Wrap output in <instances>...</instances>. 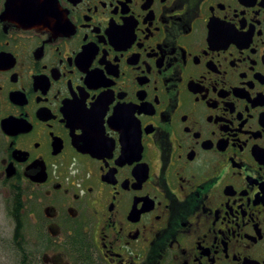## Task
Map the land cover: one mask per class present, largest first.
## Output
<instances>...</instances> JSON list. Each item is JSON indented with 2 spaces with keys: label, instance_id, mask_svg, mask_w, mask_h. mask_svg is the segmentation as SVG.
<instances>
[{
  "label": "flooded vegetation",
  "instance_id": "flooded-vegetation-1",
  "mask_svg": "<svg viewBox=\"0 0 264 264\" xmlns=\"http://www.w3.org/2000/svg\"><path fill=\"white\" fill-rule=\"evenodd\" d=\"M0 195L28 264H264V0H0Z\"/></svg>",
  "mask_w": 264,
  "mask_h": 264
},
{
  "label": "rangeland",
  "instance_id": "rangeland-1",
  "mask_svg": "<svg viewBox=\"0 0 264 264\" xmlns=\"http://www.w3.org/2000/svg\"><path fill=\"white\" fill-rule=\"evenodd\" d=\"M10 205V200L0 195V264H23L25 252L22 247L30 254L29 239L34 230H31L30 219L24 217L26 223L23 227V244L20 245L15 238L17 220L10 216Z\"/></svg>",
  "mask_w": 264,
  "mask_h": 264
},
{
  "label": "trees",
  "instance_id": "trees-1",
  "mask_svg": "<svg viewBox=\"0 0 264 264\" xmlns=\"http://www.w3.org/2000/svg\"><path fill=\"white\" fill-rule=\"evenodd\" d=\"M15 220H17L16 228H15V231H16L15 238L17 241H19V244L22 245L23 244V241H22L23 240V220H21L20 218H15ZM22 249L25 252L22 263L28 264V256H27L28 253L25 251L24 246L22 247Z\"/></svg>",
  "mask_w": 264,
  "mask_h": 264
}]
</instances>
